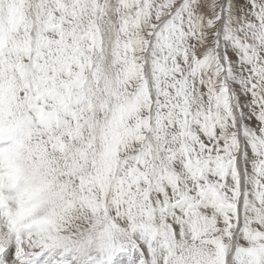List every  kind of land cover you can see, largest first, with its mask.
<instances>
[{"label":"snow or ice","instance_id":"snow-or-ice-1","mask_svg":"<svg viewBox=\"0 0 264 264\" xmlns=\"http://www.w3.org/2000/svg\"><path fill=\"white\" fill-rule=\"evenodd\" d=\"M0 264H264V0H0Z\"/></svg>","mask_w":264,"mask_h":264}]
</instances>
